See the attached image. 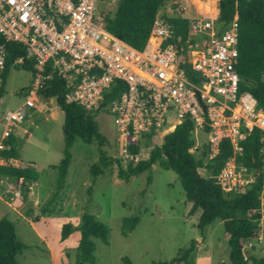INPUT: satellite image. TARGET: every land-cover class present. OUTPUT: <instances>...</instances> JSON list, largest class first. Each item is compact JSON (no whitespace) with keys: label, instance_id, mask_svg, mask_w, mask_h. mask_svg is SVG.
<instances>
[{"label":"built area","instance_id":"obj_1","mask_svg":"<svg viewBox=\"0 0 264 264\" xmlns=\"http://www.w3.org/2000/svg\"><path fill=\"white\" fill-rule=\"evenodd\" d=\"M100 1L104 0H0V100L6 44H23L34 62L24 104L1 120L0 151L10 147L8 140L27 117L26 107L37 106L55 77L65 81L67 102L114 115L119 148L136 162L139 153L132 151L133 145L141 146L148 136H165L186 118L203 131L209 128V158L219 153L225 138L237 154L247 133L264 132V108H258L251 92L240 93L239 24L237 19L227 26L219 24L220 0H189L194 16L189 6L174 9L181 17L190 16L187 55L181 37L170 42L174 30L160 12L147 43L137 48L106 29L105 15L97 14ZM186 60L200 83L189 78L182 66ZM114 93L119 96L102 106ZM257 176L234 156L217 180L224 191L241 192ZM263 220L264 214L262 228Z\"/></svg>","mask_w":264,"mask_h":264},{"label":"rangeland","instance_id":"obj_2","mask_svg":"<svg viewBox=\"0 0 264 264\" xmlns=\"http://www.w3.org/2000/svg\"><path fill=\"white\" fill-rule=\"evenodd\" d=\"M180 4L189 6L188 13L192 16L196 14L189 0H168L160 13L179 16L174 9ZM116 9L115 0L100 1L97 14L115 12ZM31 80V72L12 68L5 94L0 100V140L4 114L24 104L25 88ZM48 109H52L53 113H48ZM26 110L27 117L17 134L23 147L14 163L37 168L40 179L28 182L26 188H22L17 186L13 177L0 176V219L6 217L13 221L19 238L27 245L18 255L19 264H75L81 238L78 228L86 212L94 214L110 228L109 243L94 239L96 261L88 264H124L125 257L134 264L171 260L181 249L189 247L194 239L207 243L206 247L197 245L196 264H207L203 260L206 254L210 255L209 264H232L222 220L218 219L208 227L207 240H203L198 228L202 209L192 210L194 203L187 199L178 174L162 168L158 163L152 171H145L126 181L118 176L117 163L105 165L101 162L97 141L86 143L77 138L71 148L73 159L65 188L53 198L58 180V171L53 165L59 164L64 156L65 113L55 98L46 99L43 95L36 107H26ZM90 112L107 139L104 148L108 155L120 159L123 167L131 161L136 162L137 159L126 157L119 148L114 115L108 110ZM25 129L29 136H26ZM192 137L195 140L192 151L200 157L207 150L208 136L195 127ZM163 139L164 136L153 137L151 146L143 141L139 160L148 158L152 148L161 145ZM0 163H3L1 158ZM94 166L100 169L96 181ZM150 176L151 183L148 182ZM44 208L48 210L46 213ZM262 212L264 214V205ZM133 216H139L141 221L133 231L125 234L124 220ZM65 224H70L73 231L63 239ZM262 229L261 238L258 236L248 241V257L264 256V226ZM249 264L253 261L250 260Z\"/></svg>","mask_w":264,"mask_h":264},{"label":"trees","instance_id":"obj_3","mask_svg":"<svg viewBox=\"0 0 264 264\" xmlns=\"http://www.w3.org/2000/svg\"><path fill=\"white\" fill-rule=\"evenodd\" d=\"M168 0H117L115 12L108 11L105 15V27L108 31L122 38L137 48H143L150 36L154 20ZM172 24L174 36L170 42H177L181 37V43L185 47L187 55V39L189 35L190 16H171L163 14ZM234 19L239 24V57L237 71L241 77L240 93L251 92L258 101V108H264V0H220L219 24L229 25ZM7 59L3 71L4 85L1 89V97L5 94V87L13 67L24 69L33 73L34 62L27 57L26 47L17 42H8ZM23 58V61H20ZM191 80L200 83L197 72L192 70L188 61L182 63ZM42 95L55 98L59 107L65 113L64 131V156L53 168L58 171L57 192L59 196L66 185V178L73 159L71 148L77 138L86 143H99L100 160L105 165L118 164V176L126 181L131 177L145 171H152L155 164L162 168L174 170L184 186L186 197L194 203L193 211L202 209L198 228L203 240L206 239L208 227L216 220L223 221L228 244L230 247V261L232 264H264V256L248 257L246 247L249 240L257 238L262 229L261 219L263 215L262 195L264 192V132L255 129L240 141L241 151L235 153L233 144L229 138H225L221 144L219 153L209 158V146L198 157L192 148L195 140L192 133L195 124L190 118H186L181 124L166 134L161 145H155L148 158L131 161L126 167L121 165L118 158L108 155L104 146L106 137L100 130V126L91 112L81 105L70 103L66 100V84L64 80L55 77L49 81ZM118 93L107 96V102L117 98ZM208 127L204 130L207 132ZM147 145L151 146V136H148ZM9 148L0 151V176L13 177L18 187L26 188V184L40 179V171L32 166H19L14 163L20 157L23 147L22 139L12 135L8 140ZM140 145L131 147L134 153H139ZM236 157L239 165L245 166L258 173L255 183L249 185L241 192H226L218 183L217 176L223 170L226 162ZM208 157V158H207ZM95 167L94 181L97 180L100 169ZM152 182V176L148 179ZM46 213L48 210L43 209ZM141 221L139 216L126 218L123 224L125 234L133 231ZM81 238L77 247V259L75 264H88L96 261L95 238L109 243L110 228L99 220L94 214L86 212L82 216V222L78 228ZM70 224H65L62 238L66 239L72 233ZM197 240H192L189 247L180 250V253L171 260L154 261L152 264H196ZM27 245L19 238L16 226L9 218L0 219V264H19L18 255ZM124 264H134L125 257Z\"/></svg>","mask_w":264,"mask_h":264},{"label":"crops","instance_id":"obj_4","mask_svg":"<svg viewBox=\"0 0 264 264\" xmlns=\"http://www.w3.org/2000/svg\"><path fill=\"white\" fill-rule=\"evenodd\" d=\"M32 76H33V73H31V79H32ZM32 81V80H31ZM31 85V82L29 83V85L25 88V90L27 89V91H28V89H29V86ZM47 112L49 113H53V111H52V109L50 110V109H48L47 110ZM21 129V128H20ZM20 131V130H19ZM24 132L26 133V136H29L30 135V133L29 132H27V129H25L24 130ZM19 133V132H18ZM17 133V134H18ZM17 134H15V136H17ZM1 164V163H0ZM223 222V221H222ZM262 224H264V220L262 221ZM227 237H228V235H227ZM206 240H207V238H206ZM206 245H207V243L206 242H204V241H198V246L201 248V247H203V246H205L206 247ZM207 249V248H206ZM205 250V249H204ZM230 250V249H229ZM208 257H210V255H208V254H206L205 256H204V261L207 263V264H209V262H211V259H209ZM199 258V260L200 261H202L200 258V256L198 257ZM199 261V262H200ZM198 264V263H197Z\"/></svg>","mask_w":264,"mask_h":264},{"label":"bare ground","instance_id":"obj_5","mask_svg":"<svg viewBox=\"0 0 264 264\" xmlns=\"http://www.w3.org/2000/svg\"><path fill=\"white\" fill-rule=\"evenodd\" d=\"M202 6H204V5H202ZM211 9V8H210ZM211 11L213 12V13H215L216 12V10L215 9H211Z\"/></svg>","mask_w":264,"mask_h":264},{"label":"water","instance_id":"obj_6","mask_svg":"<svg viewBox=\"0 0 264 264\" xmlns=\"http://www.w3.org/2000/svg\"><path fill=\"white\" fill-rule=\"evenodd\" d=\"M202 103V102H201ZM204 105V103H202Z\"/></svg>","mask_w":264,"mask_h":264}]
</instances>
